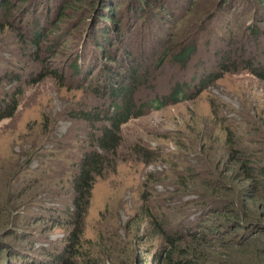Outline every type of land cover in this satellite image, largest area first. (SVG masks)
Masks as SVG:
<instances>
[{
	"label": "rangeland",
	"instance_id": "obj_1",
	"mask_svg": "<svg viewBox=\"0 0 264 264\" xmlns=\"http://www.w3.org/2000/svg\"><path fill=\"white\" fill-rule=\"evenodd\" d=\"M142 1L0 0V95L21 92L14 115L0 122V214L12 217L0 238L11 250L0 264L49 262L63 249L70 181L87 153L103 156L83 225L92 246L105 228L123 238L141 196L173 220V232L212 234L231 204H251L240 164L264 167V0ZM184 33L198 47L182 66L179 49L167 47ZM128 83L137 87L135 117L120 127L116 153L102 154L96 140L111 126L103 113L125 105ZM179 88L182 96L170 100ZM96 114L92 127L85 115ZM215 182L228 188L227 199ZM238 226L224 239H259L263 206ZM139 235L138 253H119L112 264H157L158 236L146 222Z\"/></svg>",
	"mask_w": 264,
	"mask_h": 264
},
{
	"label": "trees",
	"instance_id": "obj_2",
	"mask_svg": "<svg viewBox=\"0 0 264 264\" xmlns=\"http://www.w3.org/2000/svg\"><path fill=\"white\" fill-rule=\"evenodd\" d=\"M138 1L144 3L142 0ZM6 4L7 3H4L1 7H4V9L8 8ZM212 8L214 11L217 10L215 7H211V9ZM104 19L113 21V17H110V15L106 16ZM254 29L255 28L251 27L247 30L252 32ZM177 34L172 41L169 42L167 48L171 46L173 50L179 49L174 58L184 66L185 63L190 60L191 56L195 54L198 47V40L195 37H191L190 34H187V36L184 33L182 34V38ZM40 36L41 34L39 33L31 35L35 47L37 46L35 42ZM190 37L191 40L187 43ZM40 48V44H38V50ZM226 60L228 61L229 58ZM249 71H252L251 73L256 72L251 68H249ZM260 76L261 79L264 80V76ZM16 80L18 81V78H16ZM127 85H129V87L126 91L130 90V93L127 96L125 105L123 107L115 105L112 112L108 110L103 113V120L111 122V126L109 128L102 126L100 137L98 141L96 140L99 151L103 152L102 154L107 155V153H110L112 155L116 153L120 143L118 137L120 127L132 117H135L136 110L131 95L137 87L133 89L130 83ZM112 93L117 94L118 91ZM20 94L21 92L19 91L14 94L7 93L5 95H0V122L14 115L17 110L18 97ZM181 94V88L175 89L170 100L176 102L178 96H182ZM160 105L163 106L162 104ZM161 106H159V108ZM99 115L100 114H96L94 117L85 115V118L89 121V124L94 127L97 122L101 121V119L98 118ZM139 115L140 112L138 111L136 116ZM102 160L103 156L94 152L82 155L77 173L70 181L75 197L71 203L72 211L68 216L72 221V225L68 227V240L60 252L49 255V262L36 261L37 264H112L114 258H118L116 255L119 253L122 254L126 252L130 253V255L132 253L135 255V252L138 253L137 250L139 249L138 242L144 240L143 235H139L140 225L143 222L147 223L148 230L151 229V235H157L162 244L159 253L155 254L153 260L157 264H264L263 231H260V237L257 240L255 237H251L249 240L244 239L248 240L245 242H239L237 239H224L228 237L232 231L240 229L238 223L241 219L250 220L252 212H257L260 205L263 206L264 209V182L258 180L259 177L264 175V167H262L259 172L258 170H250V167H246V164L249 165L250 162L246 164L241 162L240 169L246 171V180L249 181V183L244 186L242 192H244V196L249 198L251 204L239 205L237 206L238 209H235V204H231L230 201L225 200V203L231 204V209L227 210L228 217H223L225 221L223 225H212V229L215 230L212 234L209 232L210 230L207 231L206 229L192 232L184 228L174 230L173 232L171 230L173 225L171 222L173 220L171 218L168 219L164 216L156 215L150 205L149 195H145L139 198L134 213L127 219L124 225V239L119 235L116 229L105 228L104 231H98L95 246H92L89 241L83 239V225L89 205L90 191L93 187L92 176L93 174L94 177L101 175L102 171L101 169H97V167L101 165ZM213 186H216L219 190L221 189L218 195L220 199H227L230 195L228 188H225L223 184L215 182ZM258 187L261 188V191L257 190ZM1 203L3 202H0V209L3 208ZM4 204L7 205V203ZM104 213L105 211L102 215H104ZM5 217L3 214H0V238L8 236L3 232V228L11 224L12 221V217L10 216L9 218V214L5 215ZM251 227L253 226L251 225ZM214 234H216V236L222 235L221 238L223 240L216 241L217 237H212L213 239H211L210 236ZM212 240H214L213 242H215L217 249L212 245ZM10 250L9 246H5L0 239V255L2 253L6 254ZM142 264L148 263L143 261Z\"/></svg>",
	"mask_w": 264,
	"mask_h": 264
}]
</instances>
